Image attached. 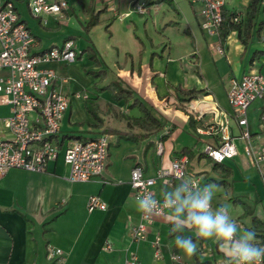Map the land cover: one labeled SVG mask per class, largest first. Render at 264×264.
Wrapping results in <instances>:
<instances>
[{"label":"crops","instance_id":"1","mask_svg":"<svg viewBox=\"0 0 264 264\" xmlns=\"http://www.w3.org/2000/svg\"><path fill=\"white\" fill-rule=\"evenodd\" d=\"M7 1L14 3L38 41L34 53L75 41V62L41 65L56 72L52 88L70 101L59 139L105 135L110 139V156L107 171L88 183L69 181L70 168L63 155L51 162L47 172L12 169L0 178V264H52L48 254L54 249L62 250L60 264H125L132 254L138 256L139 264H178L174 254L181 256V264L188 259L196 264H221L222 254L211 241H199L200 254L191 258L176 249L172 225L164 216L154 217L146 240L131 237L142 215L136 210L131 173L139 166L147 178L155 177L160 169L171 167L175 157L187 154L193 175L191 169L200 167L205 157L204 147L222 142L220 130L207 135L198 130L227 121L240 153L222 165L213 162L220 178L205 172L203 185H224L228 197L232 190L235 211L230 214L243 228L254 229L260 243L264 184L254 162L244 155L242 128L233 118L228 89L233 78L264 72L262 7L245 45L237 30H229L224 39L206 34L201 28L202 4L188 0H66L68 10L44 17L30 12L29 0ZM250 1L227 0L226 22L232 14L245 16ZM226 30L225 25L221 32ZM218 44L225 55L218 53ZM1 98L3 122L11 110ZM167 99L176 105L162 108ZM138 104L161 122V131L134 123L144 117ZM190 105L197 109L193 115L186 110ZM156 112L164 116L163 121ZM249 127L253 147L261 149L260 133L250 122ZM157 142L164 145L163 155L156 151ZM162 183L154 186L160 198L167 186ZM95 195L102 198L106 211L88 210V201ZM245 196L248 202L243 201ZM220 204L215 197L213 205ZM184 235L195 239L192 231L185 230ZM158 237L160 257L155 251Z\"/></svg>","mask_w":264,"mask_h":264},{"label":"built area","instance_id":"2","mask_svg":"<svg viewBox=\"0 0 264 264\" xmlns=\"http://www.w3.org/2000/svg\"><path fill=\"white\" fill-rule=\"evenodd\" d=\"M190 4H202L201 28L212 37H219L226 23L225 8L227 0H188ZM66 0H29V10L35 17L45 15L59 16L68 10ZM138 10L143 8L138 6ZM235 21H239L236 17ZM38 41L22 22L12 1L0 0V96L10 106L11 115L0 121V178L9 170L28 172H47L51 162L61 155L70 168L69 181L88 183L107 171L110 156V139L102 135L92 139L60 140L62 122L69 109V98L55 91L52 86L57 74L53 69H41V65L50 62H75L77 52L75 41L68 40L60 48H52L36 54L33 49ZM218 53L225 55V49L218 44ZM228 102L233 110V118L242 128L241 139L245 143L244 155L252 160L262 175L264 184V148L256 149L252 145V132L249 127L248 111L254 102L264 101V72L251 71L241 78L231 80ZM81 97L80 95H77ZM176 105L173 99L162 101L161 107L170 109ZM191 106V107H190ZM186 108L189 115L195 114L196 107ZM200 118L197 116V119ZM260 127L264 129V107L260 114ZM228 121L218 125H206L200 128L201 135L213 134L220 130L222 142L219 146L207 144L203 154L213 162L222 165L235 159L239 147L228 131ZM156 151L164 154V145L157 142ZM171 167L160 169L155 177L147 178L142 167L137 166L131 173V187L135 197L145 192L154 193V186L162 181L173 186L180 181L172 173L179 172L191 177L203 186L204 179L199 174H189L190 158L181 154L172 160ZM155 197L160 198L156 193ZM88 210L106 211L107 206L100 196H92L88 201ZM215 208V206L213 205ZM153 217L141 215L139 224L131 231V237L137 242L146 240ZM161 238L155 240L156 256H161L159 246ZM110 248V247H108ZM52 264H60L63 256L61 249L49 251ZM173 260L181 264L180 255L174 254ZM125 264H139L136 254L127 257Z\"/></svg>","mask_w":264,"mask_h":264},{"label":"clouds","instance_id":"3","mask_svg":"<svg viewBox=\"0 0 264 264\" xmlns=\"http://www.w3.org/2000/svg\"><path fill=\"white\" fill-rule=\"evenodd\" d=\"M180 182L161 190L162 201L152 192L136 198V210L145 217L164 216L172 225L175 248L191 258L200 254L199 241H211L223 259L221 264H264V245L254 229H245L230 214L227 204L213 207L220 191L214 182L198 185L191 177L172 173ZM192 231L195 239L185 236Z\"/></svg>","mask_w":264,"mask_h":264},{"label":"trees","instance_id":"4","mask_svg":"<svg viewBox=\"0 0 264 264\" xmlns=\"http://www.w3.org/2000/svg\"><path fill=\"white\" fill-rule=\"evenodd\" d=\"M263 8L264 11V0H251L249 2V6L247 9V12L245 14V16L240 15V14H232L229 17L228 22H226V24H224V26L226 25L227 30L224 32H220V38L224 39L227 37L228 35V31L230 30H237L239 35H240V39L241 41L246 45V43L248 42V40L250 39V36L252 34L251 30L255 24V22L257 21V16L259 13V9ZM238 18L239 21H235L234 18ZM264 25V21L260 24V29L262 28V26ZM223 26V27H224ZM244 26V36L242 33V29L241 27ZM222 31V30H221ZM139 108H141L144 117L138 120H135L134 123H137L138 125H140L142 128L150 130L152 132H158L161 131L163 129V126L161 124V122H159L152 114L149 110H147V108L143 107L142 105L138 104ZM216 166H219V164L215 163ZM226 170H228L226 168ZM256 220V219H254ZM258 238L260 239V244L264 245V235H259Z\"/></svg>","mask_w":264,"mask_h":264},{"label":"rangeland","instance_id":"5","mask_svg":"<svg viewBox=\"0 0 264 264\" xmlns=\"http://www.w3.org/2000/svg\"><path fill=\"white\" fill-rule=\"evenodd\" d=\"M260 18L264 19V12L261 13ZM262 31L264 32V25H263ZM148 36H149V45H150V38H151L150 32H149ZM81 38H82V36L80 37L77 35V39L80 40ZM263 107H264V101L263 102H260V101L254 102L253 105L251 106V108L249 109L248 116H247V118H249V122H250L251 126L253 127V130H257L261 135V138L258 139L257 141H260L262 148H264V129L260 127V118L259 117H260V114L262 112ZM156 113H158L160 115V117H161L160 119L163 121L164 116L161 115L159 112H156ZM201 163L202 164L200 167H198L194 170L191 169V173L199 174L201 177H203L205 183H206V177H204V175H206L205 172L212 174V176L215 177L216 179L220 178L218 173L213 170L214 163L212 160H209L205 156L202 159ZM161 183H162V181H159V184H161ZM168 187L171 188L170 186H168ZM228 192H229L228 194H230V197L227 196L225 186L224 185L220 186L219 193H221V194H218L216 196L217 202L227 204L229 211L234 212L235 211V205L233 202L234 199H232V190H231V192L230 191H228ZM235 195H237V193H235ZM235 197H237V196H235ZM242 199H243V201H247V202L249 201L248 196H245ZM238 207L242 208L243 206L238 205ZM185 264H196V263L194 262V260L188 259V262Z\"/></svg>","mask_w":264,"mask_h":264}]
</instances>
